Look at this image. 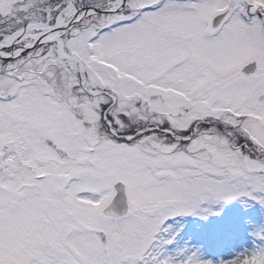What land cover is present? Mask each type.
<instances>
[{
  "label": "snow or ice",
  "instance_id": "snow-or-ice-1",
  "mask_svg": "<svg viewBox=\"0 0 264 264\" xmlns=\"http://www.w3.org/2000/svg\"><path fill=\"white\" fill-rule=\"evenodd\" d=\"M236 199L264 207V0H0V264H213L175 218ZM251 235L219 264H264Z\"/></svg>",
  "mask_w": 264,
  "mask_h": 264
},
{
  "label": "rangeland",
  "instance_id": "rangeland-1",
  "mask_svg": "<svg viewBox=\"0 0 264 264\" xmlns=\"http://www.w3.org/2000/svg\"><path fill=\"white\" fill-rule=\"evenodd\" d=\"M214 208L219 211L218 216L201 218L190 215L176 217L175 222L181 226V242L202 241L204 245L199 249L201 258L219 264L220 257L229 258L253 247L254 239L249 232L256 228V224L264 229V207L252 200L236 199L220 202ZM175 222L168 221L170 224ZM199 227L201 235L198 237L196 231Z\"/></svg>",
  "mask_w": 264,
  "mask_h": 264
},
{
  "label": "bare ground",
  "instance_id": "bare-ground-1",
  "mask_svg": "<svg viewBox=\"0 0 264 264\" xmlns=\"http://www.w3.org/2000/svg\"><path fill=\"white\" fill-rule=\"evenodd\" d=\"M195 223H197V222L195 221ZM255 227H256V228H254L252 231L249 232V236H252L251 234H252L254 231H256V230H260V229H261V227L258 226L257 224L255 225ZM196 232H197V236L199 237V236L201 235V229H200V227L197 228V231H196ZM195 236H196V234H195ZM183 242H185V241H183ZM186 242H187L189 245L192 244L191 246H194V247L197 248L198 250L201 249V248L203 247V245H204L202 241H199V240H196V239H194V241H191L192 243L189 242V241H186ZM232 257H233V256L227 258V257L223 256V257H220V258H219V261H221V260L227 261V260H230Z\"/></svg>",
  "mask_w": 264,
  "mask_h": 264
}]
</instances>
